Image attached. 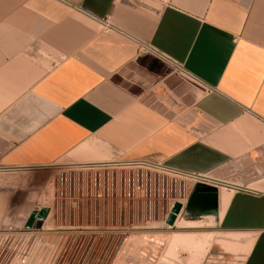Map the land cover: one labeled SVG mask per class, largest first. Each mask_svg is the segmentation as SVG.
I'll return each instance as SVG.
<instances>
[{
    "label": "crops",
    "instance_id": "crops-1",
    "mask_svg": "<svg viewBox=\"0 0 264 264\" xmlns=\"http://www.w3.org/2000/svg\"><path fill=\"white\" fill-rule=\"evenodd\" d=\"M111 160L204 178L175 234L264 264V0H0V177Z\"/></svg>",
    "mask_w": 264,
    "mask_h": 264
},
{
    "label": "built area",
    "instance_id": "built-area-1",
    "mask_svg": "<svg viewBox=\"0 0 264 264\" xmlns=\"http://www.w3.org/2000/svg\"><path fill=\"white\" fill-rule=\"evenodd\" d=\"M52 169L60 174L59 179L43 193L48 199V191L56 192V210L61 218L64 215V224L102 239L114 235L124 243L147 232L171 230L165 222L174 205L183 209L191 184L204 182L200 176L140 161L111 160ZM44 209L48 217L51 209ZM43 224L37 230L0 227V256L4 255L0 264H46L38 238Z\"/></svg>",
    "mask_w": 264,
    "mask_h": 264
},
{
    "label": "rangeland",
    "instance_id": "rangeland-1",
    "mask_svg": "<svg viewBox=\"0 0 264 264\" xmlns=\"http://www.w3.org/2000/svg\"><path fill=\"white\" fill-rule=\"evenodd\" d=\"M54 173L55 171L32 182L28 186L29 190L24 193L19 191L15 193L14 183H17L19 179L0 177V191L6 193L3 199L5 209L0 218V227L22 228L32 212L50 207V213L48 217L46 215L47 219L45 217L43 228L38 234L39 241L47 255L46 264H192L183 260L184 252L179 247L170 249L174 253L169 254L170 250L167 246L171 235L181 232L209 233L187 231L188 228L201 225V223L190 220L187 211L180 219L184 222L182 227L178 226L184 230L147 232L125 243L120 242L114 235H111L109 239H102L99 236L87 234L85 231L79 232L76 226L64 224L66 221L64 215L62 218L59 216L55 205V191H48V199L44 197L43 190L48 185H55L59 179L60 174L55 175ZM54 187L56 190V186ZM71 217L66 216L67 221L69 218L72 220ZM3 258L4 255H1L0 262ZM198 262H200L199 259ZM202 262L206 263L204 257Z\"/></svg>",
    "mask_w": 264,
    "mask_h": 264
},
{
    "label": "bare ground",
    "instance_id": "bare-ground-1",
    "mask_svg": "<svg viewBox=\"0 0 264 264\" xmlns=\"http://www.w3.org/2000/svg\"><path fill=\"white\" fill-rule=\"evenodd\" d=\"M183 210H185V206L184 208L181 210V212H183ZM179 214H182V213ZM179 214L177 215V217L179 216ZM181 216V215H180ZM176 217V219H177ZM179 220V217H178ZM175 224V223H174ZM206 236V235H205ZM193 236V235H187V234H172L169 245H168V249L172 250V248L175 247H179L180 249H183L184 251V258L183 260L186 262H191L192 264L197 263L198 264V257H197V253H198V248L200 247V242L204 243L207 242V240L211 239L212 236L208 235V236ZM199 238V239H198ZM168 250V252H169ZM170 250L169 254L174 253ZM193 250V251H192ZM195 250V251H194ZM182 252V253H183ZM183 261V262H184Z\"/></svg>",
    "mask_w": 264,
    "mask_h": 264
},
{
    "label": "water",
    "instance_id": "water-1",
    "mask_svg": "<svg viewBox=\"0 0 264 264\" xmlns=\"http://www.w3.org/2000/svg\"><path fill=\"white\" fill-rule=\"evenodd\" d=\"M193 197L191 198L189 204L187 203V206L185 207V209H187L188 207H190V205L193 202ZM182 208L181 205L179 204H175L171 214L168 216L165 224L168 227H174V223L176 221V217L177 215L181 212ZM47 210L43 209L40 211H36V212H32L29 217L27 218L26 222L24 223V229L28 230V229H34L37 230L42 226V223L47 215Z\"/></svg>",
    "mask_w": 264,
    "mask_h": 264
}]
</instances>
